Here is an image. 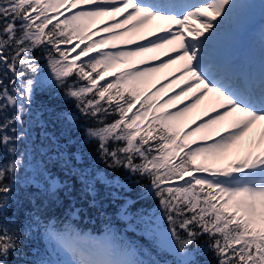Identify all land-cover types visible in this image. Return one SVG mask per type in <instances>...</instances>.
Here are the masks:
<instances>
[{
  "label": "snow or ice",
  "instance_id": "1",
  "mask_svg": "<svg viewBox=\"0 0 264 264\" xmlns=\"http://www.w3.org/2000/svg\"><path fill=\"white\" fill-rule=\"evenodd\" d=\"M117 3L119 7L113 6ZM77 4L90 7L58 19L57 13L63 16L62 7L67 11ZM232 8V0H198L195 4L184 0H0V149L9 154L7 161L0 160V264H8L9 255L20 250L21 235L26 234L22 224L10 228L3 215L29 151L27 144L20 147L29 135L25 125L42 124V114L31 110L34 96L38 90L53 86L74 102L80 117L95 122L85 126L84 138L97 142L98 156L108 168H123L130 176L150 181V187L141 188L157 198L161 215L140 219L172 253L171 264H205L199 257L208 252L217 264H264V76L258 85L241 81L206 59L205 52L212 36L209 30L219 27ZM122 11L125 16L119 24L100 29L108 33L106 38H89L81 48L85 38L94 34L86 31L87 24ZM151 20L167 22L166 28L160 29L162 35L150 32L154 39L128 51L100 50V45L127 34L121 31L116 35L113 30L129 22L135 27ZM74 39L80 43L68 47ZM165 46L175 55L153 67L109 71L118 64L131 65L134 57ZM41 48L47 73L32 55ZM76 49L79 52L70 57ZM93 52L96 54L90 55ZM178 61L184 85L179 92L162 101L155 99L169 83H175V78L147 92L140 87L152 74ZM106 75L113 79L108 81ZM208 93L215 96L213 114L206 112L207 119L181 132V118ZM181 98L189 102L183 105ZM176 103L182 106L160 111ZM108 114L119 118L107 123L104 116ZM57 119L73 125L77 117L62 112ZM146 119L147 126L142 127ZM254 125H259L258 133ZM210 131H215V138L210 137ZM194 133H201L200 139L210 142L189 147L187 139ZM233 151L241 154L219 163L228 160ZM73 158L79 159L75 154ZM80 179L82 190L93 196L94 205L95 182L103 178L82 171ZM45 180L50 193L61 187L51 173ZM168 181H182V185L164 186ZM127 213L125 206L118 211L121 217ZM128 220H132L131 215ZM160 220L167 222L162 231ZM45 231L58 245L57 251L69 258L38 264H145L134 258L135 250L116 242L110 227L101 237L81 235L71 227L58 232L51 222ZM205 235L207 241L199 244Z\"/></svg>",
  "mask_w": 264,
  "mask_h": 264
},
{
  "label": "trees",
  "instance_id": "2",
  "mask_svg": "<svg viewBox=\"0 0 264 264\" xmlns=\"http://www.w3.org/2000/svg\"><path fill=\"white\" fill-rule=\"evenodd\" d=\"M238 18L240 21V14ZM253 18L254 16L244 17V21L249 22ZM86 44L83 43L81 48ZM32 55L38 58L44 71L49 72L44 50L36 49ZM72 78L75 79L74 76ZM103 83L102 81L101 84ZM105 107L108 105L105 104ZM31 110L33 114H42V124L33 123L31 127L25 125L29 135L27 140L20 142V147L27 144L29 151L25 156L24 167L19 172L20 182L14 185L10 203L3 215L10 228L22 224V231L26 234L21 235L20 250L9 255L8 264H38L41 260H59L61 255L56 243L49 239L45 231V226L50 222L58 232L71 227L81 235H105L110 227L118 244L135 250V259L144 261L145 264H171L172 253L146 230L140 219L141 216L147 219L150 214L155 217L161 215L157 198L150 191L141 188V185L150 187V181L138 175L130 176L123 168L113 170L104 164L96 150L97 142L84 138L85 126L95 122H87L80 117L74 102L64 97L58 87L38 90ZM62 112L75 113L76 122L67 125L57 119ZM118 118L117 114L104 116L107 123ZM147 123L146 119L142 127H146ZM153 128H159V125H153ZM45 133L48 135L45 136ZM51 137L55 138V143ZM74 154L79 159L73 158ZM8 159L9 154L0 149V160ZM82 171L103 178L102 181L95 182L94 205L91 203L93 196L82 190ZM48 173L55 176L61 184L55 193L47 190L45 176ZM181 185V181H168L164 186ZM122 206L128 210L124 217L118 215ZM128 215L132 216L131 221L128 220ZM159 223L161 228H166V220H160ZM207 239L206 235L201 236L198 243L203 245ZM199 259L205 264H217L211 252Z\"/></svg>",
  "mask_w": 264,
  "mask_h": 264
},
{
  "label": "rangeland",
  "instance_id": "3",
  "mask_svg": "<svg viewBox=\"0 0 264 264\" xmlns=\"http://www.w3.org/2000/svg\"><path fill=\"white\" fill-rule=\"evenodd\" d=\"M232 4H233V8H232L231 12L229 13V15L227 17L224 18L228 22L227 28L232 31V32H229V34L237 36L238 35V31L244 33L246 35L247 44L249 46H251L252 49H254L256 57L264 60V0H232ZM89 7L90 6H88V7H80V8L79 7L78 8H73V9L69 10V12H75L77 10H87ZM62 11H63V7L60 9V12H62ZM69 12L64 14L63 16H60V14L57 13V17L67 16L69 14ZM239 14L241 15V20L240 21H239V18H238ZM251 16H254V18H257L259 20H257V22H254L251 25H244V24L240 23L241 21L245 20L244 17H251ZM109 17L110 16H108V19H106V20L109 21L110 20ZM217 18L220 19V17H217ZM111 19H112L111 22L114 21V20H115V22L119 21L117 24H119L120 21L122 20V19L121 20H117V19H115L113 17ZM221 23H222V21H221ZM107 24H109V23H107ZM107 24H105L106 27L109 26ZM105 25H101V24L96 23V22H91V23L87 24L86 31H88L90 33H94V34L91 35L90 37H86L83 42L88 41L89 38L92 39V40L106 38L108 33L100 31L101 28H103V27L105 28ZM217 28L218 27H216V29ZM126 29L127 28H125L124 30L123 29L122 30H118V32L113 31V34L117 35L121 31H125ZM77 43H80V41L76 40L73 44L70 45V47H74ZM121 43H122V41H119V40L115 41V42L114 41H109V44L100 45L99 48H100V50H103V51H114L116 49H119V50H122V51H128V50H131V48L134 46V45H130V44L127 45V44H124V43L121 44ZM133 43H131V44H133ZM112 45H115V48H113ZM127 48H128V50H127ZM78 52H79V49H76V52L70 53V57L72 55H76ZM95 54H96L95 52L90 53V55H95ZM136 61L137 60L133 59L131 65L118 64L116 68L110 69L109 71L113 72V73H117L121 69H127L130 66L138 68V69H142L143 67H153L157 63L163 61V59L159 60V61L150 59V60H148L145 63H138V64L136 63ZM107 76H111V75H106V77ZM178 76L179 75H175L173 77L178 82V83L176 82L177 84L172 85L171 83H169V84H171V86H170L171 88L168 87L169 90H167V88H165V92L167 91L166 93H164V90H163L162 92H159L156 95L155 98H156L157 101L164 100L165 98L168 97V95L170 96V95H172L173 92H176V90H177V92L180 91L181 87H183L184 85H182L181 79ZM163 77L164 76L160 75L158 72L154 73L150 77H148L146 83L141 84L140 87L142 89H144L146 92L150 91L153 88H158L161 85H163L165 82H167V80H163V79L161 80V78H163ZM111 78H113V77L111 76ZM163 97H164V99H163ZM213 98H208L207 94H206L205 97L200 100V102L197 104V106L194 107V109L191 110L190 117L188 119H186V120L182 119V121H181L182 123L179 125V129H180L181 132L186 131V130L192 128V127H195L197 124H199L201 122V120L207 119V117L205 116L206 112L208 113V115H212L213 114L212 111H211L213 109V107H215V106H213V105H215V103H211V100L214 101V99H215V98L214 99ZM181 100H185V99L181 98ZM188 102H189V100H186V101H183L182 104L186 105ZM176 104H175V107H173L172 105L171 106L168 105L165 108L160 109V111H174V110H176V109H178L179 107L182 106L181 103H176ZM198 107H199V109H198ZM194 110H195V112H193ZM186 121H188V122H186ZM209 135H210L211 138H215V131H210ZM200 136H201V133H194L191 137H189L187 139V143H188L189 147H195L196 144L203 145L206 142H210V140L209 141L201 140ZM240 154H241L240 152L233 151L232 155L229 157L228 160H222V161H219V163H221V164L228 163L229 160L235 159ZM163 229L164 228H161V231ZM93 237H96V236H93ZM55 246H56V248H58L57 244H55ZM59 253L61 254V257L59 258V260L68 259L69 258L62 251H59Z\"/></svg>",
  "mask_w": 264,
  "mask_h": 264
},
{
  "label": "bare ground",
  "instance_id": "4",
  "mask_svg": "<svg viewBox=\"0 0 264 264\" xmlns=\"http://www.w3.org/2000/svg\"><path fill=\"white\" fill-rule=\"evenodd\" d=\"M88 6H90V5L77 4L75 8L88 7ZM113 6L119 7V4L117 3V4H114ZM70 9H73V8H70ZM63 10L65 11V8H63ZM128 11L130 12L131 9H129ZM114 16L109 17L110 18L109 21L106 20V19H108V16H102V17L95 18L92 22H96V23H99L101 25H105V24L109 23L107 25L110 26V24L119 22V21L115 22V20L111 22V20H112L111 18L112 17L117 19V20H121V19L124 18L125 13L122 11L121 13L114 14ZM217 20H220V19L217 18ZM131 25H132V22H129L128 24L123 25L122 29L124 30L125 28H127L124 31L127 34L122 36L118 40L119 41L131 40L134 43L130 44V45H134L132 47V48H134L137 44L143 45L146 42L147 39H154V36L149 34L150 32L151 33H155L156 35H161L162 31H160V29H165L166 25H167V22L166 21H161V20H151V21H148L146 24H144L142 26L141 25H136L135 27H132ZM227 25H228V22L225 19H223L222 23H220V25H219V27L217 29L214 28V29L209 30V31L212 32V36H211V38L208 40V42L205 45L206 59H208L212 63L216 62L217 59H220V60L226 59L227 61L232 60V61H230L232 64H234V63L241 64V65H238L239 67H242V66L245 65V66H247L246 70H248L249 69L248 67L252 66V65L248 64L249 62H252L251 64H255V63L258 62L256 54L253 51L254 49H252L251 47H249L246 44V42H245L246 39H245L244 36L239 35V34L237 36L229 34V32H232V31L227 28ZM197 26H199V25H197ZM105 27H106V25H105ZM122 29H115L113 31L118 32V30H122ZM175 29H176V26L173 25L172 30H175ZM117 35H119V34H117ZM205 35H207V33H205ZM141 37H144L145 39H141ZM118 40H115V41H118ZM107 44H109V43H107ZM169 47L170 46H165L162 49L156 50V52H154V53H152V52L143 53L140 56L134 57L133 59L137 60L136 61L137 64L141 63V61H143V63L147 62L148 60L152 59V57L154 55L159 57V59L157 61L162 60V59L166 60L168 58V56L175 55V53H172V52L169 51ZM127 50H128V48H127ZM180 64H181V62L178 61L174 65H170L168 67L160 69V71L158 73L160 75L164 76L163 78H161V80L163 79V80H167V81H172L174 79L173 77L175 75H179L178 77L180 78V75H181L179 73ZM250 73H251V71H250ZM176 82L177 81L175 79V83H171V84L175 85V84L178 83V82L177 83ZM171 84H168V87H170ZM168 87H167V90H169ZM166 92H165V89H164V93H166ZM176 92H177V90H176ZM207 97L208 98H213V97L215 98L213 93H208ZM163 99H164V97H163ZM211 103H215V99H214V101L211 100ZM213 106H215V105H213ZM198 109H199V107H198ZM191 110L188 113H186L184 117L181 118V120L179 122V125L182 123L181 122L182 119L186 120V119H188L190 117ZM193 112H195V110ZM186 122H188V121H186ZM254 130L258 133L259 125H254Z\"/></svg>",
  "mask_w": 264,
  "mask_h": 264
},
{
  "label": "water",
  "instance_id": "5",
  "mask_svg": "<svg viewBox=\"0 0 264 264\" xmlns=\"http://www.w3.org/2000/svg\"><path fill=\"white\" fill-rule=\"evenodd\" d=\"M108 79V78H107Z\"/></svg>",
  "mask_w": 264,
  "mask_h": 264
}]
</instances>
